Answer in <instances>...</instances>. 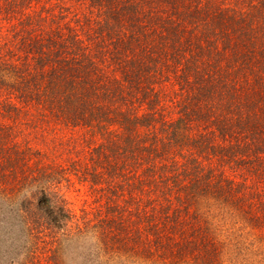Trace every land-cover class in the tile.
I'll return each mask as SVG.
<instances>
[{"label": "trees", "instance_id": "trees-1", "mask_svg": "<svg viewBox=\"0 0 264 264\" xmlns=\"http://www.w3.org/2000/svg\"><path fill=\"white\" fill-rule=\"evenodd\" d=\"M6 4L21 53L0 57V264L231 263L228 222L264 249V196L224 175L264 172V0H89L74 25ZM24 116L89 133L70 171L105 214H77L63 169L32 163Z\"/></svg>", "mask_w": 264, "mask_h": 264}, {"label": "rangeland", "instance_id": "rangeland-1", "mask_svg": "<svg viewBox=\"0 0 264 264\" xmlns=\"http://www.w3.org/2000/svg\"><path fill=\"white\" fill-rule=\"evenodd\" d=\"M18 1H20L18 6L21 9H25L27 13L37 12L44 6L55 9L56 13L62 10L65 14L62 16L64 17V21H70L73 25L76 24V20L83 22L86 14L93 16L89 10V0ZM7 2L8 0H0V57H7L6 55L17 54L18 52L21 53L16 45V35L20 28L21 13L19 12L20 10L14 9L13 6L9 9L6 4ZM181 90L179 88V92ZM166 111L168 112V109ZM174 114L172 112L171 115ZM7 122L12 124L11 120H7ZM13 125L15 126L14 133L16 131L15 135L18 136L22 147L25 145L32 147L34 152L31 161L33 164H35L34 162L37 159H40V163L50 167V169H63L61 171L62 176L59 177V187L68 200L70 207L77 214L81 215L84 211L83 209L91 213L101 211V214H105V199L104 197H99L102 193L93 192L88 182L82 181L79 176L70 171V164L73 159H83L84 161L87 155L89 147H87V142H84L90 135L86 133L85 129L68 126L52 117L42 120L35 116H24L17 124ZM216 161V157L210 155L208 161H206L208 168L209 166H214L217 163ZM225 171L224 175L226 177L234 178L235 183L242 184L244 192L256 191L264 196V172L261 175L254 173V176H252L247 171L242 170L234 171L227 168ZM228 223V229L235 231L231 232L232 237H234L233 233H235L237 241H241L242 250H236L237 253H234L235 259H232L233 262L230 263L228 260L224 264H264V249L256 250L260 246V243L256 242L254 246L244 247L245 239L248 235L245 229H243L242 225L236 226L232 222ZM255 233L253 237L264 241V227H256Z\"/></svg>", "mask_w": 264, "mask_h": 264}]
</instances>
